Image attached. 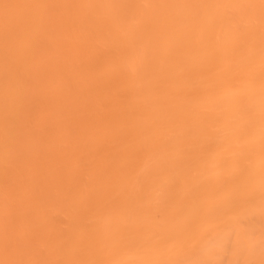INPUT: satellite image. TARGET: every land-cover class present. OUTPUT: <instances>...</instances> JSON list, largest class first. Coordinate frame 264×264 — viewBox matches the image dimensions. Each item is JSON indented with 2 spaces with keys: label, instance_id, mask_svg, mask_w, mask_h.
<instances>
[{
  "label": "bare ground",
  "instance_id": "6f19581e",
  "mask_svg": "<svg viewBox=\"0 0 264 264\" xmlns=\"http://www.w3.org/2000/svg\"><path fill=\"white\" fill-rule=\"evenodd\" d=\"M0 264H264V0H0Z\"/></svg>",
  "mask_w": 264,
  "mask_h": 264
}]
</instances>
